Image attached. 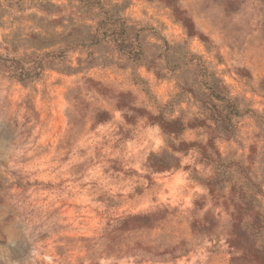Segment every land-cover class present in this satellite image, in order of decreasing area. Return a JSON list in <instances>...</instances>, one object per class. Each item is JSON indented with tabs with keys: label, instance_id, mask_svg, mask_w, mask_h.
<instances>
[{
	"label": "rangeland",
	"instance_id": "374dc122",
	"mask_svg": "<svg viewBox=\"0 0 264 264\" xmlns=\"http://www.w3.org/2000/svg\"><path fill=\"white\" fill-rule=\"evenodd\" d=\"M234 223L264 253V0H0V264H256Z\"/></svg>",
	"mask_w": 264,
	"mask_h": 264
},
{
	"label": "trees",
	"instance_id": "16d2710c",
	"mask_svg": "<svg viewBox=\"0 0 264 264\" xmlns=\"http://www.w3.org/2000/svg\"><path fill=\"white\" fill-rule=\"evenodd\" d=\"M182 25L185 28L187 32L188 37H198L202 42H205V37L202 35H199L198 33L192 32V26L190 25L189 20L186 17H183L182 19ZM222 89H225L224 86L221 87ZM207 90V96H208V103L205 107L207 115H206V120H208L214 127L215 129H224L229 126L231 123V118L232 116L236 114V108L234 104L230 101V99L226 98L221 92L215 90L213 87L209 86L206 88ZM223 104V107H220L218 103ZM217 103V104H216ZM156 120L157 124L159 125L162 134L165 138L166 144H168V148L170 149L171 153H176V152H181L185 153L189 150L191 147L190 143H186L184 141H180L177 144H175L176 138L184 131L185 125H182L180 118H173V119H166L163 116H157L154 117ZM210 127V126H209ZM202 152V150H201ZM215 155L217 153L215 152ZM218 156V155H217ZM176 167L178 166V163H174L173 165H168L167 163H161L160 165L158 164H153L151 166L152 169L156 171H164L167 170L171 167ZM144 218V216H137V217H127L124 219H119L115 221L113 224H108V227L104 231V234L102 236L103 240H106L109 244V246L115 244L119 236L121 235V232L128 228V225L131 221L138 220ZM201 219H195L194 220V225H198L201 223ZM192 224V226L194 227ZM236 223H234V228L237 230ZM234 230V232H235ZM238 230L236 231V235H233L231 239L229 240L230 245L237 249V250H243L242 253L238 256H234L232 258L233 261H245V262H254L259 263L260 261L262 262V256H264L263 251H258L257 249H254L252 246L254 243V238L251 236H246L245 233L238 234ZM243 240L246 242H251V246L249 249L247 248L246 245H243ZM248 240V241H247ZM245 242V244H246ZM177 256V255H176ZM251 257V258H249ZM175 258V256H174Z\"/></svg>",
	"mask_w": 264,
	"mask_h": 264
}]
</instances>
